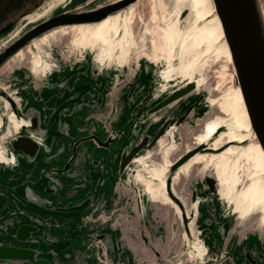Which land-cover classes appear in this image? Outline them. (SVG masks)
I'll use <instances>...</instances> for the list:
<instances>
[{
	"label": "water",
	"instance_id": "95a60500",
	"mask_svg": "<svg viewBox=\"0 0 264 264\" xmlns=\"http://www.w3.org/2000/svg\"><path fill=\"white\" fill-rule=\"evenodd\" d=\"M97 1L68 0L62 9L26 29L0 49V149L5 159H8L0 163V168H7L10 172L0 178V264H137L136 254L128 242L131 239L126 236L129 220L125 211L128 207L131 209L132 205L126 204L125 198L119 204L120 197L126 193V190L120 189L121 184L127 182L133 188L136 215L140 216L151 202L143 194V187L133 183L137 169L131 170V167H136H130V163L137 155L145 154L148 148H154L157 140L170 127L174 128V142L181 123L191 115L192 127L194 119L200 120L197 115L201 113L204 116L208 108L206 93L201 90L193 94V84L169 90L168 86L163 90L160 88L162 81H158L156 88H153V91L157 90L152 96L154 101L134 104L131 93L140 88L134 83L126 88V102L122 105V108L125 105L130 109L132 121L117 127L120 113L108 94L111 88L112 92L118 85L117 78L107 75L110 67L100 70L93 64L92 55L88 52L81 55L76 49L77 59L72 61L66 51L49 43L44 52H47L45 60L51 66L44 74L33 75L27 60L4 68L18 51L42 35L60 27L97 23L137 0H112L104 4H96ZM260 1L264 0H211V3L227 47L233 78L241 95L250 130L264 156V19ZM186 14L183 11L181 18ZM59 40L61 43L65 41ZM141 63L143 69L147 63L150 65L146 68L151 71L148 85L157 82L153 78L158 69L145 59L135 60L137 73L140 72L138 68ZM124 66L126 64L119 65L117 70ZM78 70L82 72L79 74ZM74 71L83 80H90L86 84L88 90V87L84 88L82 93L75 95V88L83 85L78 78H74L70 85L67 84L69 78H60L56 84L49 83L53 75L63 72L72 74ZM15 72L23 73V83L14 76ZM100 73L110 79L108 85ZM100 82H103L102 86ZM58 89L67 91L68 96L64 98V94L55 91ZM44 91L52 93L43 95ZM137 110L144 111V116L135 121L133 117ZM9 112L21 123L15 130L9 127ZM53 115L56 116L57 135L68 140V156L61 165L50 164V157H45L43 166L36 168L37 156L44 149L47 132L42 125ZM68 120L76 123L74 138H70ZM142 126L145 132H141ZM150 126L152 130L148 131ZM126 138H129L127 143L122 145ZM198 152L201 151L197 147L184 152L167 170L175 171ZM92 155L96 158L90 157ZM149 160L151 158L146 162ZM85 161L98 175L90 191L86 190L87 171L79 167V163ZM71 166L75 167L70 175L76 177V184L70 189V196L61 201L55 193L62 189L60 177L68 174ZM33 173L36 175L32 180ZM102 177L109 180L107 187ZM123 177L124 181L121 182ZM16 181H19L17 185H11ZM203 184L206 193L202 199L207 216L201 218L202 214L198 211L201 197L194 192L190 200L192 211L187 213L192 224L201 219L199 229L193 234L195 242L200 241L206 247L207 256L201 264H264V234L245 233L244 225L236 221L231 208L219 199L214 179L206 175ZM35 187L39 188V192L34 191ZM19 188L21 197L14 194ZM50 195H56L57 199H48ZM169 198L183 213L177 199L171 195ZM213 201L219 206V213ZM23 202L36 207L37 213L26 212ZM207 203H210L208 209ZM116 210L124 212L122 217H112V211ZM123 221L125 223L121 224ZM185 222L186 226L189 221ZM144 229L147 234L148 230ZM186 231L189 233L188 229ZM70 233H74L76 238L70 239ZM57 240L69 242L62 259L53 248ZM121 242L129 243L130 249H125ZM194 264H198V261Z\"/></svg>",
	"mask_w": 264,
	"mask_h": 264
},
{
	"label": "bare ground",
	"instance_id": "6f19581e",
	"mask_svg": "<svg viewBox=\"0 0 264 264\" xmlns=\"http://www.w3.org/2000/svg\"><path fill=\"white\" fill-rule=\"evenodd\" d=\"M67 1H44L38 10L22 17L17 26L0 37V49L26 29L62 9ZM183 11L187 14L181 18ZM54 38L66 40L68 49L76 48L81 55L88 52L92 55V63L100 70L113 64L116 67L126 64L131 53L136 52L158 69L153 81H162L160 88L163 90L180 80L181 84L175 88L191 83L193 94L205 92L209 111L191 134V145L201 152L176 169L167 190L165 176L178 150L172 142L174 128L170 127L153 148L159 150L160 166L149 168L146 165V160L153 157L150 150L137 155L130 163V167L138 166L132 181L143 187L149 202L170 207L184 228L193 233L186 212L189 204L186 198L176 197L173 185L195 169L203 171L205 176L211 171L209 176L216 183V193L231 208L236 221L244 224L250 216L256 215L259 217L257 228L264 232V156L250 130L239 90L231 84L233 73L227 72L229 55L211 0H172L169 12L162 0H137L97 23L60 27L42 35L18 51L4 68L27 60L33 75L44 74L51 65L45 60L48 54L42 46ZM146 43L148 50H145ZM7 119L14 130L21 124L11 112ZM189 150L186 145L184 152ZM6 161L0 149V163ZM143 172L148 177L143 176ZM169 195L181 204L183 213ZM185 221H189L186 226ZM182 237H186L185 233ZM205 251L200 241L193 242L186 260L196 259L201 264L207 256ZM135 258L137 264H150L146 259L143 261L144 256Z\"/></svg>",
	"mask_w": 264,
	"mask_h": 264
},
{
	"label": "rangeland",
	"instance_id": "374dc122",
	"mask_svg": "<svg viewBox=\"0 0 264 264\" xmlns=\"http://www.w3.org/2000/svg\"><path fill=\"white\" fill-rule=\"evenodd\" d=\"M44 1L46 0H23V2L20 3L19 5H15V6L8 8L7 12L2 15V19L0 21V29L6 24H10L11 27L9 31H11L15 26H17V24H19L22 17L29 15L35 12L36 10H38L42 6ZM110 1L112 0H98L96 4L97 3L104 4ZM162 1L166 6L167 12L171 11V8H172L171 0H162ZM6 2L7 0H2V3L0 4L1 12L4 9ZM260 6L262 9L263 19H264V1H260ZM66 42L67 41L65 40L63 41V43H61V41L58 38L57 39L54 38L53 40L50 41V46L56 45L55 46L56 48L66 51L68 55H71L72 57L71 60L73 61L77 59V57L75 56L76 48L72 51L68 50L66 48ZM145 48H146L145 50H148L147 43L145 44ZM42 49L45 50L46 46H42ZM135 58L141 59V57H139L136 52H132L126 63V67L124 66L125 68L122 67V68H118L117 70V67L114 66L113 64L109 66L110 68H109V71L107 72L108 76H112V75L116 76L117 84H118L117 86H115L112 92H111L112 88L108 92V94L111 97V102L113 105L117 104L115 108H116V111L120 113L119 114L120 118L125 113L124 114L126 115L125 119L126 121H129V122L132 121V118L130 115L131 111L129 109H127L126 111V109H123L124 107L122 108L123 103L126 102L125 101V95L127 91L126 88L136 83L138 87L140 88L136 90V92L134 91L131 93L133 97V103L137 104L141 102L143 104H147L148 102H151L152 100L154 101V99H152V96L154 93L157 92V90L153 91V88H156L157 84L159 83L157 81V82H154V84L148 85V80L151 78V71L150 70L148 71V69H146L150 67L148 63L147 64L145 63L146 64L145 69L142 68V63L139 65L138 69H140V72H138L139 73L138 75L137 68L135 67L136 66ZM122 65H125V64H122ZM151 69H152V66H151ZM162 69H163V64H161V70ZM146 71L148 72L146 73ZM229 71L230 72L232 71L233 73L231 64L228 65L227 67V72ZM100 75H102L104 82L108 85V82L110 79L106 78L105 74L103 73H100ZM102 84L103 82L101 83V86ZM180 84H181L180 80H175L172 83H170L171 86L170 88H168V90L171 88L178 87ZM231 84L232 86H236L234 78ZM205 110H206V113L209 111L208 108ZM119 116L117 117V119L119 118ZM143 116H144V111L142 112V110H137V113H134L133 118H135V121H138V118L139 117L143 118ZM197 116H200L199 118L200 120L203 118L201 113L198 114ZM140 118L139 120H141ZM198 122L199 121L194 119L192 121V127H191V115H189L188 120L181 123L180 127L177 128V133L175 134L174 143L178 150L173 156L175 160L179 159L180 157L184 155L186 145L190 147V150H191V146L192 148L195 147L191 145V134L196 130ZM187 125H189L190 127H188ZM97 136H100V135H97ZM209 145L210 143H208V146ZM152 148L153 147L148 148L152 152L153 158L148 161L147 166L149 168H158L160 164L162 163V160L160 159L159 154H158L159 150L158 149L154 150ZM136 169L138 168L131 167V170H136ZM175 171L172 172L170 170H167L165 181L167 182L168 187L171 185V179ZM210 173L211 171H208L206 174L210 175ZM142 174L143 176L148 177V174H145L144 172ZM204 176L205 175L203 171L195 169L192 173H189L186 176H181L180 181H178L177 184L174 183L173 185V188L175 189L176 197H180V198L182 197L183 199L186 198V201L189 204L186 209L187 213H191L192 211L190 207V200H191V195L193 192L197 193L198 197H201V201H200L199 208H198L199 214H202L201 213L202 211L206 212L204 204H203V199H202V197L206 193V187L203 184ZM104 179H105V187H107L109 185V180L106 179L105 177H102V180ZM120 180L121 182L124 181V177L121 178ZM153 182L154 184H157L156 181H153ZM244 182H245V179H243V183ZM120 189L122 191L126 190V193L124 194L123 197L122 196L120 197L121 201L119 204H122L123 199L125 198L126 204L132 205L131 209L130 207H128L126 208V211H125L126 218L127 220H129V223H128L129 228L127 229L126 236L127 238L131 239L128 242L131 243V249L132 251L135 252L137 258L144 256L145 258L143 259V261L145 262V259H146L147 262H149L150 264H176L178 262H182V264L197 263L196 259L186 260V254L187 252L190 251L191 244L195 242L194 239L196 237L193 234L195 230L199 229L198 227L201 223L199 220H196L192 224L193 233L189 234L184 229V224L182 223V221H180L176 217L174 212H172V209H170V207L168 206L161 207L160 204L158 203L157 204L151 203L150 206L148 205L149 207L145 208V210L141 213V215L138 216L136 215V212L134 211L135 210L134 204H135L136 199H135L134 194L132 193L133 188L131 187V185L129 186V184H127L126 182V183L121 184ZM116 199L118 200L119 197L117 196ZM117 203L115 205H117ZM216 204H217L216 201H213V205L215 207H216ZM209 205L210 203L206 204L207 209L208 207H210ZM108 208L109 206L107 207V209ZM112 212H113L112 217H115V218H118L119 215L122 217V214L124 213L122 210H116ZM258 220H259L258 216L256 215L250 216L248 220L245 221L243 224L244 225L243 228H245L246 230L245 233H255V234L261 233V231L257 228ZM124 223L125 221H123V223L121 224H124ZM144 227L148 230L147 234L145 232ZM184 233L186 237H182V234ZM262 233L264 234V232ZM121 245L126 249V247L129 246V243L123 244L121 242Z\"/></svg>",
	"mask_w": 264,
	"mask_h": 264
},
{
	"label": "crops",
	"instance_id": "0c3cea01",
	"mask_svg": "<svg viewBox=\"0 0 264 264\" xmlns=\"http://www.w3.org/2000/svg\"><path fill=\"white\" fill-rule=\"evenodd\" d=\"M10 1L11 0H7L6 3L10 2ZM22 2H23V0H22ZM1 3H2V0H0V4ZM77 72H79V74H80V72H82V71L78 70ZM76 75H77V73L75 71L72 74H68V73L63 72V73H61L59 75H53L52 77H50L49 83L50 84H56V83L59 82L60 78H64V79L69 78L70 80L67 82V84L70 85L72 83V81L74 80V78H78V79L82 80V84H83L82 86H78V88H75V95H78L79 93H82L84 91V88L88 87V86H86V84L87 83L89 84L90 80H88V79L87 80H83L82 76L77 75V77H76ZM14 76L20 82H22V83L24 82L23 81L24 80V76H23L22 72H15ZM88 89H89V87L86 90H88ZM55 91L57 93H59V94H64V96H63L64 98L68 96L67 91H61L59 89L55 90ZM49 93L51 94L52 92L51 91H44L43 95H48ZM124 109H126V111H127V109H129V108L127 106H124ZM124 114H123V116L120 118V120L118 122V125H117L118 127L120 125H125L126 124V119H125L126 115H124ZM55 121H56V116L53 115L52 117H50L49 120H47V122L45 121L43 123V125H42L43 129H46L47 132H46V139H45V142H44V149L37 156L36 168H40V167L43 166V162L42 161H43V159H45V157H47V158L50 157V159H51L50 160V164L61 165V164H63L65 162V160H66V158L68 156V150L66 149V142L68 140L65 141V140L61 139L57 135L56 130H55V125H56ZM66 122L68 123V126H69L70 138H74L75 137L74 128L76 126V123L75 122H71L69 120L66 121ZM151 128H152V126H150L147 130L151 131L152 130ZM145 130H146L145 127L142 126L141 127V132H145ZM128 139L129 138H126L123 141L122 145H125L127 143ZM45 152H47V153H45ZM92 153H94V152H92ZM90 157H92L94 159L96 158L95 155H92ZM81 166H82V168L84 170L87 171L88 183H87L86 190L90 191L93 188L94 184L96 183V181L98 179V175L95 173V170L93 169V167L90 166L87 163V161H85L83 163L80 162L79 163V167H81ZM74 168H75L74 166H71V170L68 172V174H65V175L60 177V182L62 183V189L60 191L56 192L55 194H57L60 197L61 201H65L66 197L70 196V189L72 188V186H74L76 184V177H73L72 175H70L71 172L73 170H75ZM111 168H113V167H111ZM8 170L9 169H7V168H3V167L0 168V178H2L3 176H6L7 174L9 175L10 172ZM35 170H37V169H35ZM35 175H34V173L32 174V176H31V177H33V178H31L32 180L34 179ZM20 181H22V178H21ZM18 182L19 181L13 182L11 185H17ZM37 190L39 192V188L35 187L34 191L37 192ZM14 194L16 196H18V197H21L22 196L21 189L20 188L16 189ZM47 198L50 199V200H53V199L56 198V195H52V196L50 195ZM24 205L25 206L23 208H24V210L26 212H28V213L29 212L30 213H37L38 210H37L36 207H34V206H32V205H30L28 203H24ZM216 210L219 213L220 209H219V206L217 204H216ZM201 213H202V217H201L202 219L207 216L206 212L202 211ZM199 221L201 222V219ZM211 230H213V226L211 227ZM54 235L58 236L57 233H54ZM210 236H212V235H210ZM69 238L73 240V239L76 238V236H75L74 233L73 234L70 233L69 234ZM68 245H69V242L67 240H65V241L57 240L56 243L53 244V248L57 252L59 258L62 259V257H63L62 255H63L64 251L66 250V247H68Z\"/></svg>",
	"mask_w": 264,
	"mask_h": 264
},
{
	"label": "trees",
	"instance_id": "16d2710c",
	"mask_svg": "<svg viewBox=\"0 0 264 264\" xmlns=\"http://www.w3.org/2000/svg\"><path fill=\"white\" fill-rule=\"evenodd\" d=\"M22 2V0H11L10 2L6 3L4 9L2 10V12L0 11V21L2 19V15L4 13L7 12L8 8L15 6V5H19ZM11 25L10 24H6L4 25L1 29H0V37L4 36L6 33L9 32Z\"/></svg>",
	"mask_w": 264,
	"mask_h": 264
}]
</instances>
